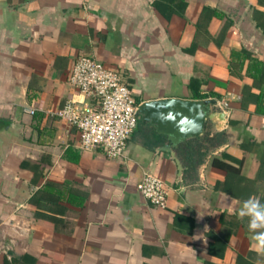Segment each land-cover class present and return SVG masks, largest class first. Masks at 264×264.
Instances as JSON below:
<instances>
[{"label":"crops","instance_id":"obj_1","mask_svg":"<svg viewBox=\"0 0 264 264\" xmlns=\"http://www.w3.org/2000/svg\"><path fill=\"white\" fill-rule=\"evenodd\" d=\"M180 1L0 0V264L57 251L58 264H264L238 218L249 197L264 204V0ZM80 56L119 71L139 104L215 99L200 136L226 140L186 164V140L160 151L168 137L139 118L123 157L80 149L58 115L97 106L69 83ZM145 174L164 180L165 208L139 193Z\"/></svg>","mask_w":264,"mask_h":264},{"label":"built area","instance_id":"obj_2","mask_svg":"<svg viewBox=\"0 0 264 264\" xmlns=\"http://www.w3.org/2000/svg\"><path fill=\"white\" fill-rule=\"evenodd\" d=\"M69 83L97 102L94 109H82L69 101L58 114L76 127L79 148H102L111 158L123 157L127 141L139 122L140 104L122 75L92 57L80 56L73 64ZM137 188L152 205L167 206L168 189L161 177L145 174Z\"/></svg>","mask_w":264,"mask_h":264},{"label":"water","instance_id":"obj_3","mask_svg":"<svg viewBox=\"0 0 264 264\" xmlns=\"http://www.w3.org/2000/svg\"><path fill=\"white\" fill-rule=\"evenodd\" d=\"M216 103L215 99L147 101L139 105V116L144 125L150 124L156 127L158 133L168 137L170 143L161 147L160 151L170 152L182 141L201 135L208 120L217 119L218 114L211 110Z\"/></svg>","mask_w":264,"mask_h":264},{"label":"trees","instance_id":"obj_4","mask_svg":"<svg viewBox=\"0 0 264 264\" xmlns=\"http://www.w3.org/2000/svg\"><path fill=\"white\" fill-rule=\"evenodd\" d=\"M168 2H170V6L172 7H176V9L181 8V10L185 9V3L180 1V3L176 2V0H166ZM179 1V0H177ZM179 4V5H178ZM159 3H155V7L158 8ZM213 15L216 16L217 18L224 20L225 21V15L223 13H220L218 11H214ZM188 52L190 53H194L191 50H188ZM232 55L234 58H241L243 56L244 61L249 60L250 62H252L251 66L249 67L252 71H254L255 74L254 76L252 75L253 78H258V73H261V65L262 63L259 62L257 59H255L251 53H249L246 50H241V51H233ZM120 73V72H119ZM125 83L130 87L131 86L129 84V82H127L126 80H124ZM132 90V89H131ZM197 98L199 99H204V98H208V96L206 95H202V94H197L196 95ZM262 98L263 95L258 93V94H254L252 101L256 106H261L262 105ZM246 106L244 105V108ZM140 123L138 122V125ZM137 125V126H138ZM144 132V139L147 143H152L154 142L156 139L160 141V136L159 134H156L152 131H146L143 129ZM226 140V134L224 132L221 133H216V134H211L210 132L205 133L203 136L197 135L193 138H190L189 140H186L185 142L181 143L178 146V151L180 152V154H182V160L186 163V164H196V162L198 161V157L197 154H199V151H201V149L205 148L206 144L209 143L211 146H218L220 144H222L224 141ZM245 147V145H244ZM199 156V155H198ZM224 168H226L228 171L234 170L232 167L229 166H224L221 165ZM52 186L49 185L48 187L46 186V188L44 189L47 192L52 193ZM59 194V193H58ZM41 216H38L37 222L38 224H40L41 226H52L53 224H49L47 222L44 221V219L40 218ZM42 219V220H41ZM63 257V253L62 252H54L52 254L48 253V254H44L40 257H34L31 256L29 254L24 255L22 257H20L19 259L15 260L14 263L15 264H58V260L62 259Z\"/></svg>","mask_w":264,"mask_h":264},{"label":"clouds","instance_id":"obj_5","mask_svg":"<svg viewBox=\"0 0 264 264\" xmlns=\"http://www.w3.org/2000/svg\"><path fill=\"white\" fill-rule=\"evenodd\" d=\"M245 217H248V230L253 233L252 249L264 255V204L260 203L259 198L252 196L243 202L238 218L243 220Z\"/></svg>","mask_w":264,"mask_h":264}]
</instances>
